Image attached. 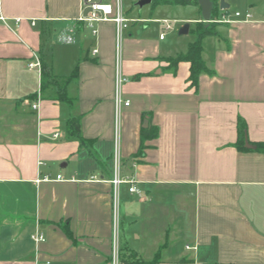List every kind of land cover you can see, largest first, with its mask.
Returning a JSON list of instances; mask_svg holds the SVG:
<instances>
[{"label":"crops","instance_id":"crops-1","mask_svg":"<svg viewBox=\"0 0 264 264\" xmlns=\"http://www.w3.org/2000/svg\"><path fill=\"white\" fill-rule=\"evenodd\" d=\"M94 1L115 12L117 0ZM226 2L233 22L203 39L213 73L198 88L190 62L169 61L196 38L123 33L131 103L120 117V171L140 192L121 186L120 264L131 253L160 264H264V0ZM189 6L194 16L177 17L192 33L202 11ZM92 13L82 0H0V264H112L118 38L113 19L88 21ZM44 64L53 77L43 78ZM73 118L84 142L70 132ZM239 118L255 148L237 146ZM149 126L157 135L143 141ZM37 231L45 242L33 240Z\"/></svg>","mask_w":264,"mask_h":264},{"label":"built area","instance_id":"built-area-1","mask_svg":"<svg viewBox=\"0 0 264 264\" xmlns=\"http://www.w3.org/2000/svg\"><path fill=\"white\" fill-rule=\"evenodd\" d=\"M84 4L89 5L92 8V15L87 19L88 21L93 20H107L113 19L116 24V32L118 38V55L119 61L117 65V72H116V96H115V105H116V124H115V174L112 179V220H113V239H112V264H120V254H121V186L124 182L130 183L129 190L132 193H139L140 190L137 185L134 183L133 179H126L122 176L120 171V117L121 111L124 106L130 105L129 99H124L122 96V87L123 84L128 80L127 76L122 72L120 67V48H121V40L123 37L124 31L129 27V18L126 17L120 0H117L115 6V12L112 8L111 4L103 3L102 1H94V0H82ZM96 11H102L103 16L98 17ZM114 12V16L111 18V15ZM235 17L248 20L252 18V14L250 12H246L242 14L241 12H235ZM222 22L224 23H231L233 22L232 18L228 16V14H222L220 16ZM0 20H4V17L0 16ZM166 23L165 29L171 30L173 27L170 21H164ZM97 31L94 30V33ZM163 38V34L161 35ZM63 40L66 42H71L72 37L70 35L63 36ZM97 50H94L96 53ZM36 65L34 63L31 64ZM38 107L37 103L33 104V108L36 109ZM61 178V176H58ZM33 240L37 243H43L46 241V237L41 232H35L33 234ZM50 261L41 264H49Z\"/></svg>","mask_w":264,"mask_h":264},{"label":"trees","instance_id":"trees-1","mask_svg":"<svg viewBox=\"0 0 264 264\" xmlns=\"http://www.w3.org/2000/svg\"><path fill=\"white\" fill-rule=\"evenodd\" d=\"M154 1V0H153ZM215 4V8L213 10V16L212 21L205 22V21H197L194 24V27L191 29L192 33H195L196 39L191 41L188 44L187 50L185 52L178 53L175 57H170V67L173 69L176 68L177 64L180 61H188L190 62V76L189 81L192 86L198 88L199 84V78L202 72H209L213 73V70L210 69L207 66V63L205 59L203 58V39L208 36H214L218 34V25L223 24L224 22L220 21V16L222 14H228V10L220 9V0H212ZM157 3H169V4H182V5H197L199 6V3L197 0H157ZM200 7V6H199ZM222 13V14H221ZM79 72V65H77L71 75V77H77ZM53 77V73L51 68L44 64L43 66V78ZM57 98L65 99L70 101V98L67 96V93L65 91L59 92ZM79 125L78 118H73L70 122V132L72 135H76L79 137L83 142L84 139L80 136L79 131L77 129V126ZM153 126H149L147 128H144L142 131V139L143 141L145 138L148 137H154L157 135V133L154 131ZM238 141L237 146L240 149H244L245 147V140H246V134H247V124L243 118H239L238 120ZM143 146H141L142 150ZM258 149H264V142L257 143ZM123 263L122 264H160V259L158 257L152 259V260H143L140 257H138L136 254L131 253L128 257H123Z\"/></svg>","mask_w":264,"mask_h":264},{"label":"rangeland","instance_id":"rangeland-1","mask_svg":"<svg viewBox=\"0 0 264 264\" xmlns=\"http://www.w3.org/2000/svg\"><path fill=\"white\" fill-rule=\"evenodd\" d=\"M137 1L138 0H123L125 12L128 18L131 19L129 25L131 30L134 31V37L148 36L151 38L157 37V39H160V35L163 34V38L166 37L165 42L171 44H178L185 41V39L196 38L194 33H189L185 36L178 34L179 29L186 22L178 19L180 17L177 16H194V14H196V9L193 8V6L157 3V0H154L141 8L136 5ZM230 10L235 12L236 7H232ZM166 20L170 21L171 25L174 27L172 31L163 29L161 27L162 24L166 26V23H162ZM146 25L148 26L146 27ZM218 26H220V24ZM124 226L125 229H128L129 223L126 222Z\"/></svg>","mask_w":264,"mask_h":264},{"label":"water","instance_id":"water-1","mask_svg":"<svg viewBox=\"0 0 264 264\" xmlns=\"http://www.w3.org/2000/svg\"><path fill=\"white\" fill-rule=\"evenodd\" d=\"M153 0H138L136 5H138L139 7H143L146 4L151 3ZM171 1H175V0H171ZM199 3V6L201 7V11H202V21L205 22H210L212 21V16H213V10L215 8V4L212 0H197ZM229 7V4L226 2V0H220V9L224 10L227 9ZM190 31V23H185L180 29L178 34L179 35H185L188 34ZM148 124V120L145 121L144 126H147ZM246 145L248 147H252L255 148V145H252L249 143L247 137H246Z\"/></svg>","mask_w":264,"mask_h":264}]
</instances>
